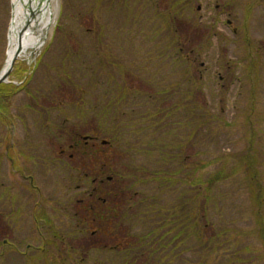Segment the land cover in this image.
<instances>
[{
	"label": "rangeland",
	"instance_id": "obj_1",
	"mask_svg": "<svg viewBox=\"0 0 264 264\" xmlns=\"http://www.w3.org/2000/svg\"><path fill=\"white\" fill-rule=\"evenodd\" d=\"M58 5L59 14L41 37L42 45L22 53L5 83L21 89L11 100L9 113H5L7 124L0 120V152L7 143L14 142L17 151L27 158L19 161L29 168L35 187L20 177L14 179L12 193L23 209L18 220L15 215L12 220L5 217H10L11 232L36 236L31 213L36 207L39 214L45 207L56 232L72 239L66 241L71 249L59 245L61 250L67 248L62 251V259L58 256L51 261L79 264L71 260L76 255L74 249H78L88 254L83 264H95L94 259L99 264H157L167 251L158 249L161 255L151 258L131 254L133 249L137 253L132 236L144 235L136 221L140 211L129 219L130 228L134 227L129 228V236L123 225L115 227L123 233L112 236L113 220L104 226L96 223L93 212H89L91 202L99 195L90 197L89 192L94 187L93 169L98 158L108 153L111 162L118 163L108 142H114L115 136L120 144L115 151L126 140L147 142L156 128L162 137L168 134L171 140L186 142L187 134L192 132L189 122H194V117H187L186 107L179 111L176 107L180 106V91L185 93L188 77L191 85L201 80L200 88H190L195 94L191 102L200 103L210 116L236 126L219 130L205 153L194 148L192 141L182 157L193 166L199 165L201 158L210 160L217 154L240 157L254 151L264 220V0H59ZM55 7L54 1L53 14ZM12 23V0H0V74L7 62ZM180 49L182 58L188 59L186 64L177 61ZM184 70L189 73L184 75ZM154 112L157 116L149 115ZM153 121L157 124L149 126ZM115 126L120 127L118 132L113 130ZM76 141L81 142L74 148ZM147 157L137 156L140 162L151 165L156 161V157L151 161ZM4 164L3 179L11 184L9 166ZM218 166L207 164L205 176L213 174ZM165 168L172 169V164ZM242 172L237 179L216 188L220 205L211 211V223L218 225L216 230H226L225 236H229L230 229L242 235L227 242L213 264H226L231 258L232 264H264L263 239L248 233L254 230L256 221L250 214L246 169ZM140 186L143 195L147 190L153 193V184ZM140 186L134 190L138 201L144 198ZM187 188L188 196L198 193ZM175 196L176 192L165 194L160 203L173 199L177 202ZM26 203L29 210L23 214ZM7 230L0 227V233ZM216 230L208 227L206 237H212ZM190 245L191 252L184 244L177 247L176 260L171 263L162 256L161 262H165L159 264H196L201 249L194 243ZM128 246L132 248L128 250L129 259L119 251ZM66 257L67 263L63 261ZM11 262L23 264L21 259Z\"/></svg>",
	"mask_w": 264,
	"mask_h": 264
},
{
	"label": "trees",
	"instance_id": "obj_2",
	"mask_svg": "<svg viewBox=\"0 0 264 264\" xmlns=\"http://www.w3.org/2000/svg\"><path fill=\"white\" fill-rule=\"evenodd\" d=\"M249 8L248 11L250 12ZM180 53L181 49L180 52L177 50V61L180 65L182 63L186 64V60L188 61V59L182 58ZM183 73L187 75L189 72L188 70H184ZM184 82L187 83V81ZM196 82L199 84L201 80ZM196 82L191 85L190 78L188 77V86H185L184 94L182 93L183 91H180V106L176 107L178 111L186 107L187 117L190 116V119L192 118L191 116L194 117V122H189L192 132L191 134H187L186 142L171 140L168 134L162 137V132L159 128H156L153 129V133L150 134V139L147 142H142L139 139H137L138 141L126 140L122 146L123 148L118 146V150L115 151V146L120 145L117 143L119 142L118 136H115L114 142H108L109 146L112 144L113 156H115V160L118 159V163H112L110 158L111 154L104 153L105 157L98 158L97 167L93 169L94 179L97 178L103 181L97 185L99 199L96 198L94 202H91V208L89 209L90 213L93 212L94 220L97 221L96 223L106 226L113 220L114 233L112 236H119L123 233L122 231L118 232L115 228L122 225L127 226L124 231L129 236V219L131 220V217L134 219L140 211L138 220L136 221L140 222V227L143 228L144 235L132 236L135 239L134 243L137 242V244H133L137 249V253H133L134 249L131 253L134 256L147 255L149 258L159 257L161 253L158 249H160L167 251L165 255H161V259L163 256V259L172 263L178 256L175 253L176 249H178L177 247L184 246L185 244V247L190 249L189 251L191 252L192 248L190 244L194 243L201 249L199 261L196 264H213L222 255L220 251L226 247V243L234 241L242 233L239 230L230 229L228 230L229 236H225L226 230H216L219 228L218 225L215 222L211 223V211L219 208L217 206L220 205L219 192L216 188L232 179H237L245 169L247 180L245 186L251 196L252 210H250V214L252 213L254 215L256 221V227L248 233L257 235L259 240L261 241L262 238L264 242V236H262L264 232V220L261 209L262 192H260L258 185L261 182V178L259 174L256 175L258 167L257 155L253 154L254 151H247L246 155L240 157L226 153L217 154L212 156L210 160L201 158L199 165L194 164L193 166L182 157L184 150L192 146L193 143L194 148L198 149L201 153H205L204 149L209 144H212L219 130L223 129V127L233 128L236 126L234 123H226L220 120L215 115L210 116L206 108H203L200 103L194 102L193 104L191 102L195 94L191 92L190 88H192V91L200 88V84L197 86ZM181 85L179 87L183 90ZM20 89V87L15 85H0L1 122L5 123L7 121L6 114L9 113L11 100ZM148 96L153 97L155 95L149 94ZM93 108L94 106L91 109ZM156 113L154 112L149 115L157 116ZM154 123L157 124L156 121L149 122V126ZM214 123H218V126H214ZM186 126L188 127V120ZM119 129V126L113 127V130L116 132ZM145 129H149V127L141 128V131ZM141 131L139 130V132ZM249 134L251 141L254 140V135L251 130ZM192 141L193 143L191 144ZM80 142L74 144V148L76 145L79 146ZM138 155L140 157L150 156L147 157L149 161L156 157V161L152 165L146 161L140 162V159L137 158ZM230 158L234 160L230 162ZM210 163H218L219 166L213 174L206 177L204 170L207 164ZM169 164H172V169L165 168ZM150 183L154 186L153 193L147 190L146 195H143L141 190L142 186L140 185L143 184L144 187H149ZM138 186H140V191L138 190L140 195L144 197L143 199L140 198L139 201L134 198V190ZM187 186L196 189L198 193L193 197L188 196L190 191ZM184 188L187 189L183 190ZM175 192L177 202L173 199L165 203H160V199H163L165 194ZM133 210L137 211V213H133ZM210 226L216 232H214L212 237L208 238L205 232ZM126 235L123 237H126ZM164 241H166V244ZM189 241L190 244L188 243ZM153 246H156V249H148V247L151 248ZM101 247V249H105L108 247V244ZM96 248H98V245ZM129 248L128 246L119 250L127 259L131 255H129ZM111 249L116 250L115 246H112ZM161 259L157 264L161 262ZM123 263L127 264L128 261H123ZM232 263L233 259L231 258L227 260L226 264ZM131 264L134 263L132 262Z\"/></svg>",
	"mask_w": 264,
	"mask_h": 264
},
{
	"label": "flooded vegetation",
	"instance_id": "obj_3",
	"mask_svg": "<svg viewBox=\"0 0 264 264\" xmlns=\"http://www.w3.org/2000/svg\"><path fill=\"white\" fill-rule=\"evenodd\" d=\"M27 108H31V106H28ZM90 141L92 140H89V142ZM85 143L87 144L88 142L85 140ZM4 148V151L0 152V227L10 230L9 225L11 224V220L14 219V215L18 220L17 216L23 209V207H20L18 204L17 197L12 193L14 187H16L15 182H13L14 179H16V177H20L21 180L29 182L32 188L35 187L34 178L30 174L29 168L24 167V164H21L19 161L20 158L25 157L21 154V151H17L15 143H7ZM71 157H73V155H71ZM4 163H7L9 166V175L13 178L11 184H7V182L3 179L2 169L3 167L5 169ZM100 182L103 181L97 178L92 181L94 187L92 192H89L90 197H94L98 194L97 185H99ZM97 198L99 199V195H97ZM23 206L26 208V211L23 212V214H25L27 210H29V205L26 203ZM35 209L37 208L35 207L31 214L37 229L36 236H19L17 232H11V230L0 233V264H11V261L14 259H21L23 264H51L52 262L54 264H58V260L54 262L51 261L52 258L58 259V256H64L62 255V251L67 250V248L61 250L59 245L61 244V246L64 245L68 247V249H71L66 244V241H72V239L66 237L64 234L56 232L53 225L50 224L49 214L46 208L43 207L39 214L35 211ZM6 216L12 217L11 220L10 217L5 218ZM77 224H80L79 220L77 221ZM74 250L76 255L71 254L73 256L71 260H75V262H78L79 264L86 262L88 254L84 253V250L83 254L81 250ZM64 258L63 261L67 263V259H69V257H66V260ZM60 259H62V257ZM60 261L61 260H59V262ZM94 263L98 264V259H94Z\"/></svg>",
	"mask_w": 264,
	"mask_h": 264
},
{
	"label": "bare ground",
	"instance_id": "obj_4",
	"mask_svg": "<svg viewBox=\"0 0 264 264\" xmlns=\"http://www.w3.org/2000/svg\"><path fill=\"white\" fill-rule=\"evenodd\" d=\"M55 0H51L53 2ZM13 23L10 30V45L7 56L9 65L18 46L25 54L30 50L38 49L42 43L40 39L48 32L52 25L50 10L46 7L36 9L37 0H12ZM23 31V32H22ZM22 33L21 40L18 37Z\"/></svg>",
	"mask_w": 264,
	"mask_h": 264
},
{
	"label": "water",
	"instance_id": "obj_5",
	"mask_svg": "<svg viewBox=\"0 0 264 264\" xmlns=\"http://www.w3.org/2000/svg\"><path fill=\"white\" fill-rule=\"evenodd\" d=\"M55 2H56V7H55L56 11L54 14L52 11V5L54 4V1L51 2V0H37L36 9H40L41 7L44 8L47 6V10L49 9L51 11L50 12L51 18H53V16L57 17L59 14V5H58L59 0H55ZM43 4H44V6H43ZM21 36H22V33L18 37V42L21 40ZM22 53H23V49L18 46V48H17L13 58L11 59L9 65L6 66L7 65V62H6L4 69L2 70V72L0 74V84L8 82V80L11 76V73L14 69V65L16 64L17 60L21 57ZM104 143H106V141Z\"/></svg>",
	"mask_w": 264,
	"mask_h": 264
}]
</instances>
